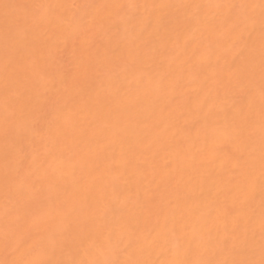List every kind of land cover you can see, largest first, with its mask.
<instances>
[{
  "label": "bare ground",
  "instance_id": "6f19581e",
  "mask_svg": "<svg viewBox=\"0 0 264 264\" xmlns=\"http://www.w3.org/2000/svg\"><path fill=\"white\" fill-rule=\"evenodd\" d=\"M0 264H264V0H0Z\"/></svg>",
  "mask_w": 264,
  "mask_h": 264
}]
</instances>
